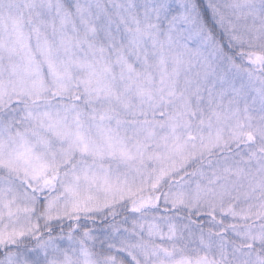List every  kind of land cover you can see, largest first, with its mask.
Segmentation results:
<instances>
[{
	"label": "snow or ice",
	"instance_id": "obj_1",
	"mask_svg": "<svg viewBox=\"0 0 264 264\" xmlns=\"http://www.w3.org/2000/svg\"><path fill=\"white\" fill-rule=\"evenodd\" d=\"M0 264H264V0H0Z\"/></svg>",
	"mask_w": 264,
	"mask_h": 264
}]
</instances>
